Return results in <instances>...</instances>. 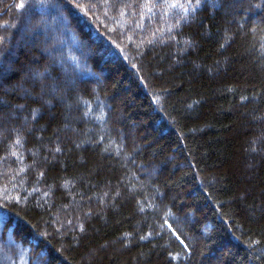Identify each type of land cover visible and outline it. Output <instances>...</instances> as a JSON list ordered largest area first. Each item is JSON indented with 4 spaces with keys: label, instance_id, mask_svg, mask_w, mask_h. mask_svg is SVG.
Instances as JSON below:
<instances>
[{
    "label": "trees",
    "instance_id": "1",
    "mask_svg": "<svg viewBox=\"0 0 264 264\" xmlns=\"http://www.w3.org/2000/svg\"><path fill=\"white\" fill-rule=\"evenodd\" d=\"M0 67V264H264V0H0Z\"/></svg>",
    "mask_w": 264,
    "mask_h": 264
},
{
    "label": "snow or ice",
    "instance_id": "2",
    "mask_svg": "<svg viewBox=\"0 0 264 264\" xmlns=\"http://www.w3.org/2000/svg\"><path fill=\"white\" fill-rule=\"evenodd\" d=\"M189 3H191V0H189ZM20 9L22 10L25 5L22 3L20 4ZM172 7H176L175 4L172 5ZM152 9L149 8V11H151ZM185 11H187V9H185ZM76 68L79 69L80 65L79 63L76 64ZM6 69H4L3 67H0V71H5ZM33 80H38L40 82L41 85V90L42 92H47L49 89L51 90V92L54 94L56 92H58L60 90V85L58 83H56L55 81H53L51 84L46 83V80L48 79V74H47V70H45V72H36L33 73ZM19 142V141H17ZM59 150V149H57ZM41 175H43L41 173ZM167 223V222H165ZM145 236H141L140 239H145ZM36 264H41L40 262V258L38 257L36 260Z\"/></svg>",
    "mask_w": 264,
    "mask_h": 264
},
{
    "label": "rangeland",
    "instance_id": "3",
    "mask_svg": "<svg viewBox=\"0 0 264 264\" xmlns=\"http://www.w3.org/2000/svg\"><path fill=\"white\" fill-rule=\"evenodd\" d=\"M31 48V47H30Z\"/></svg>",
    "mask_w": 264,
    "mask_h": 264
}]
</instances>
